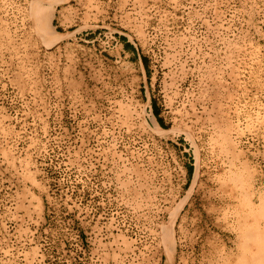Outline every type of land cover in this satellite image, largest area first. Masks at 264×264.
<instances>
[{
  "label": "rangeland",
  "instance_id": "obj_1",
  "mask_svg": "<svg viewBox=\"0 0 264 264\" xmlns=\"http://www.w3.org/2000/svg\"><path fill=\"white\" fill-rule=\"evenodd\" d=\"M263 247L264 0H0V264Z\"/></svg>",
  "mask_w": 264,
  "mask_h": 264
},
{
  "label": "bare ground",
  "instance_id": "obj_2",
  "mask_svg": "<svg viewBox=\"0 0 264 264\" xmlns=\"http://www.w3.org/2000/svg\"><path fill=\"white\" fill-rule=\"evenodd\" d=\"M59 1V0H56V2ZM55 2V1H54ZM53 10V9H52ZM50 11H47L45 10L42 5H38L37 8H36V16H37V19L42 22L43 20H46L48 17H50ZM254 214V213H253ZM256 238V237H255ZM252 240V238H251ZM250 240V241H251ZM255 240V239H254ZM260 243V242H259ZM264 248V247H263ZM252 255V254H251ZM258 255V254H257ZM260 256V254H259ZM256 258V257H255ZM261 258V257H260ZM259 258V259H260ZM252 259V258H251ZM250 259V260H251ZM262 259V258H261ZM246 260V259H245ZM253 260V259H252ZM257 261V260H256ZM244 262V261H243ZM254 264V263H253Z\"/></svg>",
  "mask_w": 264,
  "mask_h": 264
}]
</instances>
